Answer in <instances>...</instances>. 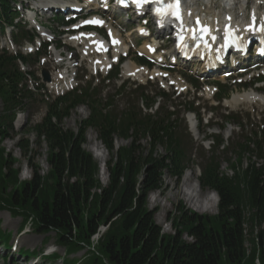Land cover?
I'll use <instances>...</instances> for the list:
<instances>
[{"label":"trees","instance_id":"1","mask_svg":"<svg viewBox=\"0 0 264 264\" xmlns=\"http://www.w3.org/2000/svg\"><path fill=\"white\" fill-rule=\"evenodd\" d=\"M12 1L0 0L5 18L10 15ZM23 80L16 58L0 52V211L23 218V227L32 223L36 234L55 232L58 245L69 254L89 245L102 224H110L100 245L109 264H255L257 252L264 264V143L257 133L236 147V162L229 163L230 175L220 170L217 152L222 138H214L211 155L204 153L199 182L202 190L218 195V215L180 214L173 222L177 234L168 236L156 223V213L148 210L147 201L151 193L162 190L166 172L180 179L193 163L188 145L172 121L175 114L164 106L154 115L138 106L117 112L109 108L113 102L103 104L90 88L80 95L70 94L50 105L44 121L30 131L48 145V175L43 177L34 166V178L20 183L11 157L4 158L2 147L13 132L17 111L30 95L20 89ZM80 104L88 105L91 115L77 133L65 131L61 127L64 120ZM153 104L154 100L146 97V108ZM90 128L111 156L106 164L107 187L98 178V164L84 149ZM117 139L131 144L116 150ZM143 140L149 143L147 155V149L141 148ZM159 148L165 149V155H158ZM20 149L28 151L29 141ZM246 155L251 159L244 168ZM10 185L14 189L8 192ZM246 226H250V238ZM184 235L191 241H184ZM2 239L7 242L9 236L0 232V242ZM247 244L252 245L251 250ZM21 254L26 258L35 255Z\"/></svg>","mask_w":264,"mask_h":264},{"label":"rangeland","instance_id":"2","mask_svg":"<svg viewBox=\"0 0 264 264\" xmlns=\"http://www.w3.org/2000/svg\"><path fill=\"white\" fill-rule=\"evenodd\" d=\"M241 1L240 3L244 5V1H248L252 3V9L255 8V0H239ZM224 0H214V5L217 10H214L218 12L220 10L219 4L223 3ZM264 2V1H263ZM214 8V9H215ZM264 10V6L262 8ZM52 25V24H51ZM136 23L132 25L134 27ZM52 28H56L54 25ZM129 36H131L129 34ZM129 39H132V43L137 46H142L145 42H141L137 39L136 35L134 34L133 36L129 37ZM142 51V50H141ZM51 68L50 64H46L44 66V69L49 70ZM37 72V69H33L31 71ZM194 72L195 69L192 67L189 69H182L178 68L173 72V78L176 79V81L180 82V77L183 78L181 82L187 83L188 89L187 92L184 94L189 93V98L192 100L194 97L197 99H200V104L202 106H216L217 103L215 102L216 100L211 99V95L207 96L205 92H196V89L192 87L190 84V76L194 77ZM192 74V75H191ZM256 75V73L254 74ZM80 80L84 79V82L91 79L90 75L88 72L85 70V68L82 70V73L80 74ZM93 80V79H91ZM95 80V79H94ZM148 80V78H144L140 80V83H136L138 85H144ZM208 83L210 86H215L216 82L214 78L208 79ZM103 81L102 78L98 79V82ZM235 77L232 79L228 80L226 88H221L223 93L227 92L229 93V98L228 100L234 96L236 93H242L244 91H241V87L238 85H234L236 82ZM131 82V81H130ZM132 84V83H131ZM130 84V85H131ZM201 86V82H199ZM108 85V84H105ZM120 85V81H116L115 83H110L109 88L104 91L103 96L106 95L107 92H110V94H114V86ZM133 85V84H132ZM134 88V87H133ZM166 88V87H165ZM148 93L146 95L149 96H154L155 91H158L160 89V86L157 81L151 82L147 86ZM170 91L172 89H169ZM172 92V91H171ZM183 94V96H184ZM233 98V97H232ZM232 98L228 101H224L222 108L224 110L218 111L215 114V118H218V120L214 121L219 122V125H221V115L225 112V110H228L229 112H234L236 114H241L243 119H244V124L247 125V128H245V132H236L233 131L234 128H230L231 134L228 135V131L225 134V139H229V143L235 145L238 144H243L245 137H247L251 131L254 132V125H259L261 128H264V105H261L259 103H251V104H241V105H233L230 103ZM41 97L37 98V101L33 102L31 104L29 114L25 115V120L22 122L21 125H18V127L15 128V132L11 134L10 139L5 141L3 144V149L5 151L4 158H7L8 156L11 157L13 163H14V170H17L19 174V180L20 183L24 182H29L34 178V171L32 167L37 166L40 169V173L43 177H46L50 171L49 165L47 162V157L49 153V148L48 145L44 141H40L36 134L29 133V129L32 125H35L39 123L44 115L46 114V106L41 103ZM137 99L130 97V96H125V97H118L115 99V104L118 109V111H123L125 108L129 107L131 103L135 102ZM184 99L182 98L181 101ZM229 102V103H228ZM210 103V104H209ZM211 105V106H210ZM250 114V119L251 122L253 123V126L249 124V122L246 121L247 115ZM31 116V121L28 123V116ZM89 109L88 108H80L74 111L69 118H67L63 124L62 128L65 131L69 132H74L77 133L79 129V123L82 121H85L89 117ZM206 121L204 122V125L200 127V132H198V136L195 137L196 134H193L192 137L194 138L195 142V149H198V146H203V148L208 151L209 150V143L206 142L205 136V126L206 123L209 119L208 115L205 116ZM259 120L260 123H257ZM22 121V118L18 120V122ZM185 121V120H184ZM183 121V116L180 118V125L183 126L185 125ZM19 124V123H18ZM249 125V126H248ZM218 128L215 129V132L211 133H218ZM248 133V134H247ZM24 141H29L30 144V149L28 151H23L20 149V147L24 144ZM131 142H126L123 140H117L115 142L116 145V150L119 149L120 147H125L130 145ZM97 147V148H96ZM141 148L147 149L146 155L148 154L149 151V143L148 140H143L141 142ZM84 149L87 153H89L93 159L96 161V163L99 166V180L102 184L103 187H107L109 181H108V172L106 168V164L110 161L111 156L109 152L106 150V148L101 144V142L98 140V134L94 130H88L86 134V144L84 145ZM92 149H99L98 151L101 152L103 155L102 160L96 159L95 155L91 152ZM237 149L234 147H229L228 153L221 155L223 159V164L221 165V172L226 173L228 175L231 174L230 166L226 162L231 161V162H236L235 159L237 158ZM196 150H194V153ZM158 155H165V149L164 148H159L157 151ZM251 159L249 155H246V157L243 160V166L244 168L246 167L248 160ZM7 172V171H6ZM190 175L191 178V184L195 183V180L199 186V176H200V170L199 168H192L191 170L187 171L186 173L183 174V176L180 179H177L175 177H172L170 173L166 172L163 176V187L162 190L159 192H153L149 195L148 197V210L150 212H155V221L162 228V233L168 236H175L177 234L176 232V227L174 226V220L180 216V214L187 213L188 216L191 215V213L196 214L198 216H203V217H215L218 215V205H219V198L217 201V210L214 213L206 212V211H200L196 206H193L191 203L187 202L186 198L183 196V191L185 190V176ZM14 189L13 185L9 186L8 192L10 190ZM200 194H201V199L205 198L210 192L209 191H204L200 188ZM213 193V192H212ZM99 194V193H98ZM218 197V196H217ZM154 199H157V202H154ZM88 215H85V218H87ZM24 220L23 218L13 216L9 211L4 210L0 211V232L3 234H7L9 236L8 241L6 242L5 239H2L3 241L0 242V247L1 250L3 251V254L0 255V264L3 263V259L7 258L10 260V257H12L13 253L9 252V254L6 256V251L10 249H14L15 251H18V254L20 252H29V253H34V256H30L28 258L29 260L27 261H32L30 264H109L101 255L100 253V245L102 241L104 240V237L106 236L107 232L110 229V224L109 225H103L101 229L99 230L98 236L91 239L90 244L83 246L82 249L76 251V252H71L69 254L67 252L66 248L60 247L58 245V239L56 236L55 232H50L47 235H39L34 232V228L32 227V223H27L24 225ZM246 234L248 238L251 237V229L250 226H246ZM183 240L186 242H190L191 239L187 236H183ZM7 245L5 247V245ZM8 247V250L6 249ZM246 247L251 250L252 245L247 244ZM50 252L51 254L57 255L59 258L58 260L54 261H49V260H44L41 258L42 255L45 253ZM250 252V251H249ZM253 253V252H252ZM250 254V253H249ZM251 255L249 256V259L251 258ZM260 254L257 252L255 254V264H260ZM38 262H37V260ZM26 258L20 259V260H10L9 264H26L25 263ZM28 263V262H27ZM222 264H226L225 261Z\"/></svg>","mask_w":264,"mask_h":264},{"label":"bare ground","instance_id":"3","mask_svg":"<svg viewBox=\"0 0 264 264\" xmlns=\"http://www.w3.org/2000/svg\"><path fill=\"white\" fill-rule=\"evenodd\" d=\"M47 1H48L47 3H49L54 0H47ZM196 1L200 2L201 0H190L189 11L191 13H197V12L200 13V15L205 16L206 21L212 20V24L209 25L210 33H214V34L217 33V30L220 24H223L225 22H229L232 20V18L230 17L221 18V14L215 12L214 10L213 12H211V8L209 7L212 6L214 0H206L205 2H202L201 9L194 8V4L196 3ZM255 1L259 5L264 4L263 2L264 0H255ZM256 11L258 12L255 15L259 19L260 24H261V27H258V30H263L264 13L259 12L258 8H256ZM243 26H244V31H247V26L245 24ZM142 33L145 38L148 37L146 30L145 31L143 30ZM114 38L116 41H118V37L114 35ZM145 46L146 45L143 46L142 51H144L145 53H148L150 56L153 55L154 49L152 47H145ZM120 48L125 49L124 52H126V48L124 45H122ZM158 58L161 59V57H158ZM124 70L126 74H133V75L136 74V66L133 63H128L125 66ZM254 102H259V103L264 104V97L256 93L255 91H251V92L237 93L233 96L232 100L230 101V103L233 105H240L244 103H254ZM98 150L92 149L91 152L95 155L96 159L102 160L103 155ZM191 178L192 177L190 175H186L184 178L186 191H183L182 193L183 196L186 198L187 202L191 203L193 206H196L198 210L203 211V212L206 211V212L214 213L217 210V201H218L217 195L215 193L210 192L204 199L203 198L201 199L199 186L196 181L194 184H191L192 183ZM157 201H158L157 199H154V202H157Z\"/></svg>","mask_w":264,"mask_h":264}]
</instances>
